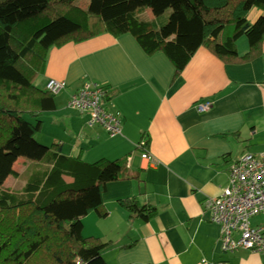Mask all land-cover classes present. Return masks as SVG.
I'll return each mask as SVG.
<instances>
[{"label":"crops","instance_id":"0c3cea01","mask_svg":"<svg viewBox=\"0 0 264 264\" xmlns=\"http://www.w3.org/2000/svg\"><path fill=\"white\" fill-rule=\"evenodd\" d=\"M261 14L254 9L251 21ZM237 48L246 54L248 40L241 38ZM42 76L44 88L51 79L67 87L55 95L49 116H41L40 134L48 122L64 131L54 136L61 155L125 168L127 176L107 184L101 214L83 218L84 236L109 243L108 264H264V254L225 253L220 227L203 208L227 187L244 154L264 153V48L249 62L225 63L201 47L177 73L163 52L147 54L132 34L104 33L51 48ZM87 81L107 89L105 105L119 114L120 135L90 126L89 114L70 108ZM205 103L210 107L200 111ZM142 141L145 150L138 148ZM144 151L155 165L142 158ZM123 200L154 208L153 215L145 220ZM255 218L251 224L264 227V216Z\"/></svg>","mask_w":264,"mask_h":264},{"label":"trees","instance_id":"16d2710c","mask_svg":"<svg viewBox=\"0 0 264 264\" xmlns=\"http://www.w3.org/2000/svg\"><path fill=\"white\" fill-rule=\"evenodd\" d=\"M254 9L262 14L253 22ZM104 33L132 34L147 54L163 52L177 73L201 47L225 63H246L263 54L264 0H0V264H108L109 243L84 236L83 218L101 214L106 186L127 176L124 166L63 156L60 145L38 141L43 120L24 117L55 109V95L34 84L50 49ZM243 37L249 49L240 55ZM20 158L34 172L13 192L4 185L19 176ZM121 203L145 220L153 215L154 208Z\"/></svg>","mask_w":264,"mask_h":264},{"label":"built area","instance_id":"2783aa9c","mask_svg":"<svg viewBox=\"0 0 264 264\" xmlns=\"http://www.w3.org/2000/svg\"><path fill=\"white\" fill-rule=\"evenodd\" d=\"M67 87L65 81L51 79L46 89L54 95ZM107 89L94 81H87L83 87L71 97V109L90 116L89 125H99L115 137L122 132L119 114L108 111L105 105ZM210 107L209 103L201 104L200 111ZM145 142L138 148L145 150ZM142 158L150 164L156 162L146 151ZM205 211L210 213L211 220L221 230V248L225 253L249 250L264 254V227H254L251 220L264 216V153L244 154L230 170L229 183L217 197L207 198L203 203ZM214 264H226L217 262Z\"/></svg>","mask_w":264,"mask_h":264},{"label":"rangeland","instance_id":"374dc122","mask_svg":"<svg viewBox=\"0 0 264 264\" xmlns=\"http://www.w3.org/2000/svg\"><path fill=\"white\" fill-rule=\"evenodd\" d=\"M87 0H82V2H86ZM170 13V11H168L164 17L162 18V23L167 19L168 17V14ZM148 17V16H147ZM244 40L247 41V38H244ZM43 76H40L38 78H36L34 80V84L37 85V87H41V88H44L43 86ZM46 116H49L48 114L50 113H45ZM26 120L30 121L31 123L35 124L36 123V120L39 119V120H42V117L40 118H35L31 115H25L24 116ZM47 118V117H46ZM45 118V119H46ZM51 119L52 118H47L46 120L50 121L51 122ZM45 126H46V130H44L42 132V134L38 133L37 134V139L38 141L45 145V146H48V147H55L54 145H60V140L57 139L55 136L58 135V136H65L64 131L62 132V130H52V126L50 123L46 122L45 123ZM57 139V140H55ZM29 161H25L24 159H20L18 160L15 165H14V169L19 173V176L18 177H9L8 180L6 181L4 187L9 189L10 191H13V192H21L22 190L25 189L27 183L29 182L30 178H31V172L33 171V168H29ZM41 166L44 165V163H38ZM32 170V171H31ZM34 172V171H33ZM35 174V173H34ZM256 219V218H255ZM254 219V220H255ZM252 220V222L254 221ZM255 224V223H254Z\"/></svg>","mask_w":264,"mask_h":264}]
</instances>
